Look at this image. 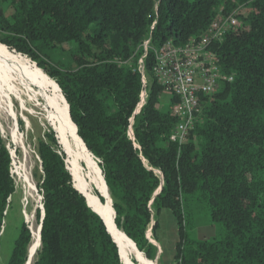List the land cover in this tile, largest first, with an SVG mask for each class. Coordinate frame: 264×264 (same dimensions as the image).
Instances as JSON below:
<instances>
[{"label": "trees", "instance_id": "trees-1", "mask_svg": "<svg viewBox=\"0 0 264 264\" xmlns=\"http://www.w3.org/2000/svg\"><path fill=\"white\" fill-rule=\"evenodd\" d=\"M239 5L247 12L215 47L234 80L209 100L188 140L175 142L178 119L159 108L164 88L153 75L152 49L144 60L152 82L136 113L144 43L186 44L219 8ZM67 44L76 51L63 67L49 50ZM0 45L30 58L59 86L77 134L99 160L117 229L147 258L157 252L148 235L154 210L159 216L169 209L179 230L176 264H264V0H0ZM45 136L38 145L41 249L34 264H125L105 220L76 186L55 131ZM12 162L0 133V237L16 191ZM190 193L223 235L191 236L194 215L183 203ZM159 227L157 219L155 234ZM31 242L24 224L7 264H26Z\"/></svg>", "mask_w": 264, "mask_h": 264}, {"label": "rangeland", "instance_id": "rangeland-1", "mask_svg": "<svg viewBox=\"0 0 264 264\" xmlns=\"http://www.w3.org/2000/svg\"><path fill=\"white\" fill-rule=\"evenodd\" d=\"M75 51L76 46L74 44H67L57 46L49 50V53L55 63L67 67L72 65ZM11 52L31 61L25 55L15 51ZM30 63L32 65L36 64L33 61ZM1 71L4 75L3 78L0 77V133L12 156L16 191L10 198L0 237V264H7L15 240L24 224L32 233V242L26 264H34L41 249V224L38 211L42 208V195L39 191L42 169L38 154L39 141L46 138L45 134L48 131H55L59 143L66 153V160L72 169L76 186L86 195L93 206L97 203L102 204L97 194V192L100 193L99 189L91 183V170L88 160L91 156L98 165L99 160L90 155L89 152L84 151L82 146L74 141L68 133L63 132L61 117L67 115V110L66 104L60 96L63 93L59 87L56 90L50 84L49 87L44 89L38 83L30 81L17 70L2 62H0V76ZM51 81L56 83L52 78ZM151 82L152 78L146 73V94L136 113L140 112L146 102ZM171 97V92L163 89L159 103L161 111L166 112L171 108ZM67 128L69 131V127ZM130 136L134 137L132 127L130 128ZM156 172L162 176L159 170H156ZM183 203L187 213H193L192 216L194 215V228L189 229L192 237L214 239L225 233L223 226L212 222L209 208L205 204H198L193 193L184 195ZM154 213L155 218L148 235L151 242L157 247L156 256L154 259H149L144 253H141L156 264H176V244L179 240L176 218L169 209H163L159 216H157L155 210ZM157 219L160 227L157 234H155L153 225ZM123 253L126 264H141L135 254L124 251Z\"/></svg>", "mask_w": 264, "mask_h": 264}, {"label": "built area", "instance_id": "built-area-1", "mask_svg": "<svg viewBox=\"0 0 264 264\" xmlns=\"http://www.w3.org/2000/svg\"><path fill=\"white\" fill-rule=\"evenodd\" d=\"M224 8L222 6L217 10L203 33L186 44H177L169 39L156 48L150 46V39L144 43L145 54L139 66L144 82L140 103L146 94L144 60L148 50L152 49L155 58L153 75L165 90L171 92L170 114L178 119L171 133V139L175 142L188 140L209 100L234 80L233 76L223 71L215 47L225 40L238 23V15L246 13L247 7L239 5L230 12H225Z\"/></svg>", "mask_w": 264, "mask_h": 264}, {"label": "bare ground", "instance_id": "bare-ground-1", "mask_svg": "<svg viewBox=\"0 0 264 264\" xmlns=\"http://www.w3.org/2000/svg\"><path fill=\"white\" fill-rule=\"evenodd\" d=\"M0 62L11 66L15 70H17L22 76L28 78L30 81L38 83L42 88H47L51 85L54 86L56 90H58L59 86H57L56 83L51 81V78L41 69L38 68L27 61H25L21 56L9 53L3 48V46L0 45ZM3 72L1 71V78H3ZM3 81V80H2ZM15 90V89H13ZM62 100L66 104V112L67 115L65 117H61V125L63 128V132L68 133V135L77 143H79L84 151L88 153V150L86 146L84 145L83 141L77 134V129L75 124L70 118L69 112H68V103L63 95H61ZM69 127V131L67 130ZM67 128V129H66ZM89 166H90V176H91V183L99 189V191L106 196V205H99L98 203L96 205H92L91 202L90 205L101 214L103 219L105 220L109 230L111 231V234L113 237L118 241L120 244L122 250L129 254H135V256L139 259L141 264H156L153 261L148 260L144 254H142L135 244L122 232L121 230L117 229L115 224V213L112 207V198L109 192V189L106 185V182L102 176L100 167L98 166L95 161L89 156L88 160ZM84 182V181H83ZM125 259V257H124ZM126 262V261H125ZM126 264V263H125Z\"/></svg>", "mask_w": 264, "mask_h": 264}, {"label": "water", "instance_id": "water-1", "mask_svg": "<svg viewBox=\"0 0 264 264\" xmlns=\"http://www.w3.org/2000/svg\"><path fill=\"white\" fill-rule=\"evenodd\" d=\"M68 112H69V115H70V108H69V104H68ZM71 117V116H70ZM92 154V153H91ZM94 156V155H93ZM95 157V156H94ZM81 192V191H80ZM110 192V191H109ZM101 193V192H100ZM84 194V193H83ZM101 195L105 198V201H106V196L104 195V194H102L101 193ZM84 196L86 197V195L84 194ZM87 198V197H86ZM87 201H88V199H87ZM89 203V202H88ZM89 205H90V203H89ZM91 206V205H90ZM92 207V206H91ZM113 207V206H112ZM93 208V207H92ZM94 209V208H93ZM95 210V209H94ZM114 210V209H113ZM96 211V210H95ZM97 212V211H96ZM98 214H100L99 212H97ZM114 213H115V211H114ZM100 216H101V214H100ZM115 216H116V214H115ZM102 217V216H101ZM103 218V217H102ZM104 220V219H103ZM40 232H41V228H40Z\"/></svg>", "mask_w": 264, "mask_h": 264}]
</instances>
